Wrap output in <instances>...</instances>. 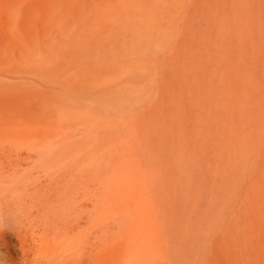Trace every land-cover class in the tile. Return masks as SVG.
Segmentation results:
<instances>
[{
    "label": "rangeland",
    "instance_id": "374dc122",
    "mask_svg": "<svg viewBox=\"0 0 264 264\" xmlns=\"http://www.w3.org/2000/svg\"><path fill=\"white\" fill-rule=\"evenodd\" d=\"M168 3L170 4V9L168 11L161 9L159 13L164 14L165 23H161L160 27L163 29L160 31L156 41H141L138 46L141 47L134 55L125 53L118 58L107 57L101 63L98 55L95 53L94 57L91 52L85 58L77 57L76 61L62 68V66L59 67L49 60L42 62V65L23 63L15 58V53L10 54V52L8 53L3 48H0V106H6L5 110L8 113V116L3 117L0 113V171L6 169L26 171L29 175L28 178L30 176L32 178L36 177L32 181L29 179V190L41 185L48 187L40 188V193L51 190V186L56 181L55 176L61 173L63 167L65 168L64 164L70 160L74 150L80 147L79 151L81 152L88 150V145L81 143L82 141L85 142L84 140L86 139L80 134L83 127V123L80 122L84 119V109L81 104L83 101L86 103L87 101L85 100L90 103V99L93 97V88L89 86L90 82L93 83V80L103 82L106 77L111 75L108 84L105 82L101 84L108 87L107 95L110 93L109 98L114 99L111 88L113 84L120 82L124 84L129 80H139L144 85L138 89L139 94H141L133 105L128 103L125 96L119 100L121 104L116 108L113 107L111 110H107V113L104 112L105 114H103L102 121L106 122L107 135H111V138L106 135L107 137H104L103 142L123 136L125 137V144L121 148L115 144H99L97 154L101 155L100 159L106 160V162L113 161L115 159V157L112 158L113 154L117 160L121 159L119 161L121 164H123L122 160L128 164L127 168L132 180L135 178L140 179L141 165L139 162L141 163L142 159L147 164L143 165L142 163V166L150 167L154 164L157 168L160 164L159 162L164 160L161 156L166 154V149L170 155L169 150H172L170 145L174 143L170 140L167 143L160 141L163 140V136L160 138L161 131V134L165 135L164 137L171 138L174 132L177 136V134L186 131V128L191 130V127H180L184 117H187V113L183 114L185 113L183 106L185 105L186 107L188 103V112L192 111L194 116L199 117L204 123L202 132L206 146L205 150L202 146L199 149L205 157L210 154L209 151L214 147L213 144H216L215 138L214 140L211 138L215 135L214 131L207 132L208 135L205 136L207 129H212L209 126L212 122H215L216 125L219 124L217 126L218 129H224L233 139H236L241 133L246 134L251 138L252 149L250 150L254 152L238 164L233 175L235 180L230 197L225 196L222 190H218L219 200L223 196V201L221 202L225 208L222 212V220L223 222L225 221L229 230V232L225 229V231H220L223 236L219 241H221L220 245L224 249L232 247L237 252L239 264H264V258L261 255L262 244L264 243V225L254 222L253 212L249 209L253 208L254 205L251 203L252 199L249 192L252 184L258 187L256 178L259 174L264 176V0H177L174 4H171L170 0H168ZM29 8L26 7L25 10L28 12ZM60 8V3L57 0H46L42 3L41 9L37 13L43 16H49L51 13L54 15L60 12ZM17 22L16 28L15 24ZM75 27L77 26H60L56 32L48 31L45 37L57 34L62 38H71L75 36V33L79 32V29ZM28 30L29 28L26 23L24 24V20H15L9 26L0 29V36L5 34L16 40L25 37L28 34ZM122 42L120 41L119 44ZM121 45L126 50V44ZM108 46L109 48L113 46L111 40L108 42ZM92 57L96 60L98 69L92 68L86 72L80 70L79 63L81 61L89 63L93 59ZM122 65L131 67L132 71L128 76H118ZM4 76L7 78L4 79ZM128 77L130 78L125 80ZM26 79L27 82L24 81ZM73 82L75 99L78 100V98L83 96V101H78V106L75 109L68 102L69 87H71ZM188 82L189 84H187ZM21 83L26 84V93L14 90L16 92L11 91L12 95L8 94L10 90L7 89V86L14 87ZM184 85L193 86L195 102L190 103V100L187 101L185 99L184 105L179 107L177 99L175 101L174 98L180 100L185 98V95L187 97L188 88L186 94H184ZM5 100H8V102ZM196 101L199 102L196 103ZM21 105L24 106V109L19 108ZM108 106L110 107L111 105ZM60 107H64L67 112L62 113ZM125 107L127 108L125 109ZM175 107L179 112H176L177 109ZM93 109L96 112L98 111L94 106L91 110ZM85 111L87 110L85 109ZM151 115L152 120H150ZM119 118H128L129 121L123 125L124 127L119 124L113 125L114 121ZM170 118L173 123L177 121L180 123H176V126H171L172 131L166 129L169 125L168 121H171ZM132 121L134 126L131 124ZM149 122H153L151 123L152 125ZM148 124L151 127L147 126ZM154 126L156 133H153V136L155 135L156 143L161 142V144L158 143L159 147H156V149H162L160 154L162 159L160 158L159 160L153 154L156 159L153 157V160H150L152 158L149 157V155H152L150 152H156V150L154 148V151L152 147L153 143L155 146L154 138H150L152 136L148 134V131L147 135H149V138H147L150 140L147 139L145 142L148 143V146H151L147 148V143L145 144L144 142L138 145V142H136L135 147L130 152V139H132L134 132L142 129L146 132V128L150 127L147 130H150L152 134L151 128L153 129ZM198 128L200 129L201 127L197 126L196 129L198 130ZM20 129L24 130L26 134L23 139L15 137L13 133ZM154 129L153 131L155 132ZM57 130L64 131L65 138L61 142L55 143L50 140L46 144L41 143L42 137H50ZM127 132L129 133L127 134ZM157 135H159V140L156 137ZM191 135L188 137L193 136ZM94 138L97 137L92 136L89 139ZM194 138L190 139L193 140ZM177 139H179V136ZM237 141L242 143L238 138ZM188 142L186 144L189 145L191 140ZM142 144L144 149L142 148L141 150H145V153H142L144 154L143 158L138 153V149L142 147ZM164 144H167L168 147ZM186 144L185 142H177L175 146L177 147L178 145V148L175 146L173 148V151L176 149V153L174 152L173 156L177 155L181 165L185 161L181 159H186L185 153L188 146ZM190 145L192 146V143ZM147 149L153 151L149 152ZM178 155L181 157L180 160ZM54 157L58 161L54 162ZM89 158L92 160V156ZM154 160L159 164L157 163L158 165H156ZM178 161L175 162L179 164ZM178 166L176 169H178ZM183 166H186V164ZM52 170L54 171L52 172ZM94 170L96 171V169ZM29 171L31 172L30 174ZM36 174L38 175L35 176ZM39 175L42 179L38 178L40 177ZM46 176H50V179ZM54 177L55 179H52ZM198 182L203 183L201 177ZM206 188L210 189L209 184H207ZM237 188L239 190L235 192ZM135 194L133 196L136 197L133 198L120 195L119 199L122 198L120 201L122 206L120 207H117L115 200L110 203L113 208L110 207L108 210L105 222L106 228L104 229L106 244L103 258L107 264H114L118 261L126 251H129L137 244L138 239L142 235L149 236L151 252L154 255L157 253L152 243L151 234L156 235L159 232H163V230L160 222H156L152 216L154 209L147 206L146 196L148 197L150 192L146 193V196L142 192ZM125 196L126 198L123 199ZM125 199L126 201H124ZM146 213L147 215H145ZM116 214L118 216H115ZM216 221L218 222H216L218 227H223V223L219 219H216ZM83 245L82 243L79 244V247H81L80 249L78 248L76 253L78 256L77 264H98V253L101 251L99 242L94 239L91 246L89 244ZM213 245L214 250L211 247L212 254L209 258V260L212 258V261L218 257L216 252L218 247L216 244ZM236 246H240V248ZM85 251L88 253H84ZM258 252L259 254H257ZM81 254H85V256ZM141 262V264H156L154 258H146V260L143 258Z\"/></svg>",
    "mask_w": 264,
    "mask_h": 264
},
{
    "label": "bare ground",
    "instance_id": "6f19581e",
    "mask_svg": "<svg viewBox=\"0 0 264 264\" xmlns=\"http://www.w3.org/2000/svg\"><path fill=\"white\" fill-rule=\"evenodd\" d=\"M44 1L46 0H0V29H4L15 22V20H24V24L26 23L29 28L28 34L25 37L16 40L11 36L2 34L0 36V48H3L8 53L10 52V54L15 53V58L23 63L42 65V62L49 60L59 67L62 66V68L76 61L77 57L85 58L91 52L94 54V57L95 53L98 55L99 62L101 63L107 57L118 58L125 53H129L128 55L136 54L141 47H138L141 41H156L160 31L163 29L160 25L163 22L165 23L164 14L159 13L161 9H165V11L170 9L168 0H57L61 6L60 12L54 15L51 13L49 16H43L37 13V11L41 9ZM176 1L170 0V3L174 4ZM26 7H30L28 12L25 10ZM17 24L18 22L15 24L16 28ZM70 25L77 26L75 28L79 29V32L75 33L74 37L66 39L57 34L45 37L48 31L56 32L60 26ZM31 34L33 35L31 36ZM110 40L113 43V46L110 47L111 49L108 46ZM120 41H123L121 44H126V50L119 44ZM92 60L89 63L81 61L79 63L80 70L84 72L92 68L97 70V62L94 58ZM131 71L130 66L122 65L118 76H128ZM110 76L106 77L105 74L106 79L103 82L97 80H93V83L90 82L89 86L93 88V97L90 99V103L88 100H85L88 97L84 99L87 101L86 103L82 100L83 96L78 98V100L75 99L74 82L71 83L68 102L75 109L78 106V101H83L81 105L84 109V119L80 122L83 123L80 134L86 139L84 140L85 142L82 141L81 143L88 145V150L81 152L79 151L81 147L77 148V151L73 149L74 152L70 160L64 164L65 168L63 167L61 173L55 176L56 181L51 186V190L40 193V188L48 187L42 185L29 190V179L32 181L36 177L32 178L30 176L28 178L29 175L26 171L19 169L0 171V264H77L78 256L76 253L78 248L80 249L82 246L79 247V244L82 243L84 244L83 246L89 244L91 246L94 239L101 245V251L98 253V264H107L103 258L106 244L104 229L106 228L105 222L108 210L111 207L110 203L113 202L112 200H115L117 207H120L122 206L120 203L122 198L119 199L120 195L133 198L136 197L133 194L136 195L135 193L139 192H142L145 196L146 193L150 192V195L146 196L147 206L154 209L152 216L156 222H160L162 225L163 232H159L156 235L151 234L152 243L157 253L154 255L151 252L149 236L142 235L138 239L137 244L129 251H126L114 264H141L143 262H141V259L143 258L145 260L146 258H154L156 264H239L237 252L232 247L224 249L220 245L221 241L219 240L223 236L222 233L220 234V231L225 229L229 232V230L225 221L223 222L222 220V212L225 208L221 202L223 201V196L219 200L218 190H222L225 196L230 197L235 180L233 175L236 172L238 164L254 152L250 150L252 149L251 138L244 133L239 134L237 138L242 143L245 141L242 144L237 141V138L233 139L224 129L219 130L217 127L219 124L216 125L215 122H212L209 125L212 129H207L205 136L208 135L207 132L214 131L215 135L211 138L213 140L215 138L216 144H213L214 147L209 151L211 157L210 154L207 155L208 157L201 154L199 148L202 146L205 150L206 146L202 132L204 123L199 117L194 116L192 111L188 112L189 103L185 107V99L187 101L190 100V103H192L195 102V97L193 96V86L184 85V94H186L188 88L187 97L185 95V98L180 100L178 98L174 99L175 101L177 99L179 107L184 105L183 111L185 113L183 114L187 113V117H184L183 123L180 124L178 121L176 123L180 124L181 128L191 127V130H187L186 128V131L177 134V136L174 132L171 138L164 137L165 135L161 134V131L160 138L163 136V140L160 141L166 143L167 141H172L174 143L170 145L172 146V150L168 149L170 155L166 149V154L163 153L164 155L162 156L160 155L162 149H156V147H159L158 143L161 144V142L156 143L155 135L153 136V133H156L155 126L153 127V129L155 128V132L151 128L152 134L150 130H147L150 129V124L153 122H149L150 124L147 125L150 126L149 128L145 127L146 132L143 129L134 132L132 139H130V152L135 147L136 142H138V145H141L151 135L152 137L150 138H154L155 142V146L153 143L152 147L153 150L155 148L156 152H150L153 150L147 149L152 153L151 156L149 155L152 158L149 159L152 161L153 157L154 159L158 157L160 160L162 157L164 160L160 161V164L154 160L156 165L159 164L157 168L154 164L151 165L152 167L142 166V163L143 165H147L144 163V159H142L141 163L138 161L141 165L139 172L141 178L132 180L127 168L128 164L124 160H122L123 164H121L119 162L121 159L117 160L116 156L112 154V158L115 157V159L106 162V160L100 159L101 155H98L97 152L99 144L102 143L115 144L120 146V148L125 144V137L123 136L103 142L104 137L107 135L106 122L102 121L103 114H105L104 112L107 113V110H111L113 107L116 108L121 104L119 100L125 96L128 103L133 105L141 94H139L138 89L142 88L144 83L139 80H129L124 84L121 82L113 84L111 88L114 99H111L109 98L110 93L107 95L108 87L101 84L104 82L108 84ZM5 78L7 77L4 76ZM24 81L27 82V79ZM7 89L10 90L9 95H12L11 91L15 93L16 91L14 90L26 93V84L21 83L14 87L7 86ZM5 101L8 102V100ZM198 102L196 101V103ZM87 104L89 105L86 106ZM108 105L111 106L109 107ZM93 106L98 110L97 112L94 109L91 110ZM227 107L230 109L229 106ZM5 108L6 106H0L2 117L8 116ZM19 108L24 109V106L21 105ZM60 109L62 113L67 112L64 110V107H60ZM208 114L210 115V113ZM150 120H152V115ZM127 121H129L128 118H119L114 121L113 125L119 124L123 126L125 123L127 124ZM176 123H173L171 119V121H168L169 125L166 129L171 130V126H176ZM131 124L134 126L133 121ZM157 124L159 125V122ZM197 126L201 128L197 130ZM147 131L149 135H147ZM13 133L19 139H23L26 136L24 130L21 129ZM63 133L64 131L57 130L50 137H42L41 143L46 144L50 140L59 143L65 138ZM189 135L192 136L190 138H194V136L195 138L192 140L188 137ZM92 136L97 138L89 139ZM178 136L179 139H177ZM156 137L159 140V135ZM190 140L192 146L190 145L191 143L189 144L190 146L186 144ZM177 142H185L188 145L186 148L187 152H184L186 159H181L180 155H178L179 160L186 161V163L184 161L186 166H183L184 164L181 165L176 154L173 156V153H176V149L173 151V148ZM146 145L147 148L151 146H148V143ZM143 146L142 144V147L139 148L138 146V148L141 150ZM170 146L169 148L171 149ZM176 148H178V145ZM139 149L138 153L143 158L144 154L142 153L145 150H141L140 152ZM89 155L92 156V160H90ZM146 156L145 158H147ZM139 157L141 158V156ZM54 158V162L58 161V159ZM145 161L147 160L145 159ZM175 161H178L179 164ZM177 165H179L178 169H176ZM150 171L153 172L150 173ZM198 173L199 175L197 176ZM260 175L256 178L258 180V187L252 184V188L249 191L252 199L251 203L254 204L253 208L249 209L253 212L254 222L263 226L264 176ZM48 177L50 179V176ZM55 177L52 179H55ZM200 177L203 183L198 182ZM38 178H41V176ZM49 182L51 181L49 180ZM207 184H209L210 189L206 188ZM238 190L239 188L235 192H238ZM115 216L118 215L116 214ZM216 219H219L223 223V227H218ZM234 236L237 238L236 235ZM237 240L236 242H238ZM213 244H216L218 247L216 251L218 257L215 260L213 259L214 261H212V258L209 260ZM236 247L240 248V246ZM240 251L242 250L240 249ZM84 253L88 252L85 251ZM261 255L264 258V243L262 244ZM82 256H85V254Z\"/></svg>",
    "mask_w": 264,
    "mask_h": 264
}]
</instances>
